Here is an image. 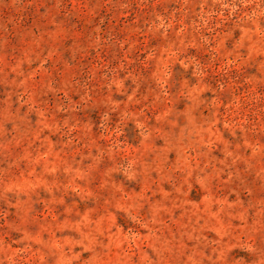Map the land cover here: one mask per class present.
<instances>
[{
	"label": "rangeland",
	"instance_id": "374dc122",
	"mask_svg": "<svg viewBox=\"0 0 264 264\" xmlns=\"http://www.w3.org/2000/svg\"><path fill=\"white\" fill-rule=\"evenodd\" d=\"M0 264H264V0H0Z\"/></svg>",
	"mask_w": 264,
	"mask_h": 264
}]
</instances>
